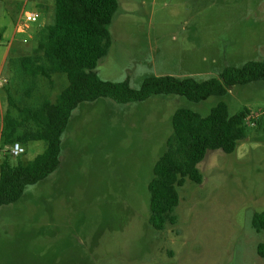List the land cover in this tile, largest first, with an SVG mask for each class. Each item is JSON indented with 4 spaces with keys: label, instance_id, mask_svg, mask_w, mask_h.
Listing matches in <instances>:
<instances>
[{
    "label": "rangeland",
    "instance_id": "1",
    "mask_svg": "<svg viewBox=\"0 0 264 264\" xmlns=\"http://www.w3.org/2000/svg\"><path fill=\"white\" fill-rule=\"evenodd\" d=\"M117 1L111 45L94 69L100 79L137 89L147 76L201 80L264 59V0ZM24 11L37 20L17 32ZM43 12L52 18L53 0H0V126L7 108L15 115L8 95L31 108L42 92L53 100L67 84L63 73L30 78L23 69L22 56L41 53ZM219 100L230 113L248 109L246 138L232 153L206 152L197 164L201 182L186 179L177 188L176 223L157 231L148 223L147 183L171 115L178 107L205 113ZM21 144L24 152L13 156L0 142V161L6 152L9 164H25L45 147L42 140ZM59 161L0 206V264H227L234 247L264 239L251 225L252 213L264 210V80L197 103L173 94L81 102L62 133Z\"/></svg>",
    "mask_w": 264,
    "mask_h": 264
},
{
    "label": "trees",
    "instance_id": "2",
    "mask_svg": "<svg viewBox=\"0 0 264 264\" xmlns=\"http://www.w3.org/2000/svg\"><path fill=\"white\" fill-rule=\"evenodd\" d=\"M118 6L117 0H53L52 22L39 37L37 48L41 53L22 56L28 77L50 78L63 73L66 86L53 100L45 93L31 108L18 107L7 96L8 105L2 115L0 142L42 140L44 150L25 164L11 165L7 153L0 161V206L17 201L27 185L45 178L59 165L61 136L71 112L81 102L110 98L118 103L142 101L155 94L178 95L197 103L209 96L223 97L227 88L235 84L264 80V59L247 61L240 67H225L217 77L197 80L193 77L172 75L147 76L139 88L133 89L128 81L111 82L100 79L94 72L112 42L110 24ZM60 75V74H59ZM36 81V79H34ZM248 109L230 113L223 100L207 112L187 107L176 108L171 115V132L152 168L147 183L149 193L148 223L157 231L167 224L174 225L177 217V188L186 179L200 183L202 174L197 164L209 150L232 153L246 138L245 118ZM26 124L24 128H20ZM251 225L264 231V210L253 212ZM257 254L264 256V243H258Z\"/></svg>",
    "mask_w": 264,
    "mask_h": 264
},
{
    "label": "crops",
    "instance_id": "3",
    "mask_svg": "<svg viewBox=\"0 0 264 264\" xmlns=\"http://www.w3.org/2000/svg\"><path fill=\"white\" fill-rule=\"evenodd\" d=\"M35 4H36L35 6H39L41 8L39 1H36ZM43 16L45 19H44V22L41 24V26L37 28V31H36L37 37H41L45 27L48 26L52 22V18L51 19L47 18L44 12H43ZM1 125H2V122H1ZM0 130H1V126H0ZM255 239L258 240L257 238ZM258 243H264V239H263V242L250 241L249 244H251L252 247L251 245H247L244 249H242V251L240 250L239 252L236 251L233 245L234 249L232 252V256L230 258V262H228L227 264H264V257H260L256 251ZM254 254H257L258 257H255Z\"/></svg>",
    "mask_w": 264,
    "mask_h": 264
},
{
    "label": "built area",
    "instance_id": "4",
    "mask_svg": "<svg viewBox=\"0 0 264 264\" xmlns=\"http://www.w3.org/2000/svg\"><path fill=\"white\" fill-rule=\"evenodd\" d=\"M37 20L36 14L32 12H26L20 14L16 24H15V31L17 32H23L24 26L27 23L35 22ZM4 85V83L0 82V85ZM24 152V148L20 142H13L10 145L9 153L13 156H17Z\"/></svg>",
    "mask_w": 264,
    "mask_h": 264
}]
</instances>
